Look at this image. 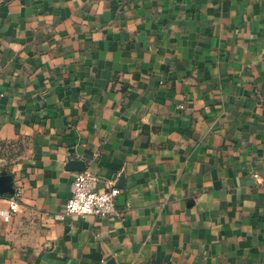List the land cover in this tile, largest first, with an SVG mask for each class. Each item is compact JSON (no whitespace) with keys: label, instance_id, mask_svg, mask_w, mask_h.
Wrapping results in <instances>:
<instances>
[{"label":"crops","instance_id":"1","mask_svg":"<svg viewBox=\"0 0 264 264\" xmlns=\"http://www.w3.org/2000/svg\"><path fill=\"white\" fill-rule=\"evenodd\" d=\"M0 150V264H264V0H0Z\"/></svg>","mask_w":264,"mask_h":264},{"label":"built area","instance_id":"2","mask_svg":"<svg viewBox=\"0 0 264 264\" xmlns=\"http://www.w3.org/2000/svg\"><path fill=\"white\" fill-rule=\"evenodd\" d=\"M253 176L258 179L259 175L254 173ZM100 177L92 172L84 171L74 175L71 182L70 196L68 197L63 211L58 217H85L88 215L106 217L116 213L115 198L120 189L113 184L105 187H99ZM264 193V183H262ZM20 190L14 191L9 198L8 210H0V216L4 221H10L13 213L19 206Z\"/></svg>","mask_w":264,"mask_h":264},{"label":"water","instance_id":"3","mask_svg":"<svg viewBox=\"0 0 264 264\" xmlns=\"http://www.w3.org/2000/svg\"><path fill=\"white\" fill-rule=\"evenodd\" d=\"M69 166H72L73 168L81 172L86 171V165L84 161L72 159L69 161ZM10 178L11 177L5 174V172H0V185L2 186L0 187V193H5V192L13 193L14 192L12 185H11ZM122 178L123 177L121 176V179ZM106 264H113V261L110 260Z\"/></svg>","mask_w":264,"mask_h":264},{"label":"trees","instance_id":"4","mask_svg":"<svg viewBox=\"0 0 264 264\" xmlns=\"http://www.w3.org/2000/svg\"><path fill=\"white\" fill-rule=\"evenodd\" d=\"M0 153H1V150H0ZM0 158H1V155H0ZM13 196V193H9V198Z\"/></svg>","mask_w":264,"mask_h":264}]
</instances>
